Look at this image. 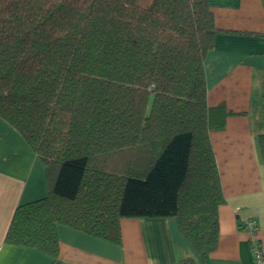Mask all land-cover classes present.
<instances>
[{"label": "trees", "instance_id": "16d2710c", "mask_svg": "<svg viewBox=\"0 0 264 264\" xmlns=\"http://www.w3.org/2000/svg\"><path fill=\"white\" fill-rule=\"evenodd\" d=\"M219 32L209 0H0V118L49 186L5 242L56 257L57 225L120 244L121 219L173 217L205 262L225 203L210 133L229 113L205 75Z\"/></svg>", "mask_w": 264, "mask_h": 264}, {"label": "crops", "instance_id": "0c3cea01", "mask_svg": "<svg viewBox=\"0 0 264 264\" xmlns=\"http://www.w3.org/2000/svg\"><path fill=\"white\" fill-rule=\"evenodd\" d=\"M220 30L205 59L207 103L229 115L212 131L225 203L218 208V244L205 262L176 218H123L121 243L57 225L58 254L5 242L16 208L48 195L45 165L23 136L0 118V264H254L253 232L264 251V0H209Z\"/></svg>", "mask_w": 264, "mask_h": 264}, {"label": "built area", "instance_id": "2783aa9c", "mask_svg": "<svg viewBox=\"0 0 264 264\" xmlns=\"http://www.w3.org/2000/svg\"><path fill=\"white\" fill-rule=\"evenodd\" d=\"M244 225L249 231L253 232V236L250 243L254 258V264H264V251L261 248L259 240L254 235L257 229V222L255 220H246Z\"/></svg>", "mask_w": 264, "mask_h": 264}]
</instances>
